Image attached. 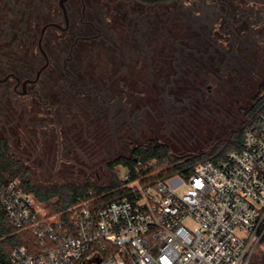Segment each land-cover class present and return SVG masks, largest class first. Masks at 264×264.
I'll use <instances>...</instances> for the list:
<instances>
[{
    "label": "flooded vegetation",
    "instance_id": "1",
    "mask_svg": "<svg viewBox=\"0 0 264 264\" xmlns=\"http://www.w3.org/2000/svg\"><path fill=\"white\" fill-rule=\"evenodd\" d=\"M258 2L0 0V140L13 149L16 117L62 160L81 115L99 148L160 145L159 123L201 96L190 84L234 75L262 45Z\"/></svg>",
    "mask_w": 264,
    "mask_h": 264
},
{
    "label": "built area",
    "instance_id": "2",
    "mask_svg": "<svg viewBox=\"0 0 264 264\" xmlns=\"http://www.w3.org/2000/svg\"><path fill=\"white\" fill-rule=\"evenodd\" d=\"M170 180L133 181L128 198L88 199L65 211L17 182L0 184V211L32 230L41 248L18 247L8 264H247L264 220V111L244 128L240 151Z\"/></svg>",
    "mask_w": 264,
    "mask_h": 264
},
{
    "label": "rangeland",
    "instance_id": "3",
    "mask_svg": "<svg viewBox=\"0 0 264 264\" xmlns=\"http://www.w3.org/2000/svg\"><path fill=\"white\" fill-rule=\"evenodd\" d=\"M257 7L264 17V0L258 2ZM261 28L264 29V19ZM261 88H264V42L260 47L247 51L234 75L226 79L217 78L215 82L190 84V91L198 89L201 96L192 102L190 109L178 111L169 127L165 121L159 123L155 140L159 144H167L172 155L178 158L207 155L216 145L222 146L240 131L247 120L246 111L258 96L264 94ZM72 122L77 134L74 138L66 136L63 139L64 145H74L62 156V160L57 154L58 147L50 148V142L31 135L28 124L16 117L4 122L6 125L9 123L5 131L9 134L13 149L29 168L30 179L37 188L45 190L60 185L81 187L88 184L108 186L113 177L109 163L130 156L132 147L125 154L109 146L99 148L102 137L85 133L84 123L87 122L81 115H76ZM143 139L144 136H141L139 142L145 141ZM52 145L57 146L54 142ZM117 170L120 178H124L126 170L119 167ZM177 181L178 177H175L169 183L176 185L179 183ZM185 183L177 188L178 193L185 192ZM53 200L58 202V199ZM247 264H264V248L256 247Z\"/></svg>",
    "mask_w": 264,
    "mask_h": 264
},
{
    "label": "trees",
    "instance_id": "4",
    "mask_svg": "<svg viewBox=\"0 0 264 264\" xmlns=\"http://www.w3.org/2000/svg\"><path fill=\"white\" fill-rule=\"evenodd\" d=\"M262 89V88H261ZM264 92V88L262 89ZM264 111V94L256 98L246 111V122L235 137L221 146L216 145L207 155L197 157H175L167 144L138 146L129 157L116 159L109 163L113 177L108 186L95 185L74 186L60 185L48 189L37 188L30 179V170L14 153L8 141L0 140V184L17 182L25 192L41 201L58 199L61 211L67 207L93 199L97 204L118 201L130 196L128 184L138 181L143 187L155 186L160 181L174 177L187 179L194 168L208 161L217 163L233 150H241V136L244 128L254 124ZM119 168L130 174L129 179L120 178ZM261 239L257 247L264 248V220L259 230ZM26 247L30 253H38L41 248L32 230H24L14 225L0 211V264H8L12 252L18 247Z\"/></svg>",
    "mask_w": 264,
    "mask_h": 264
},
{
    "label": "water",
    "instance_id": "5",
    "mask_svg": "<svg viewBox=\"0 0 264 264\" xmlns=\"http://www.w3.org/2000/svg\"><path fill=\"white\" fill-rule=\"evenodd\" d=\"M138 1L144 4H156L161 2H171L173 0H138Z\"/></svg>",
    "mask_w": 264,
    "mask_h": 264
}]
</instances>
